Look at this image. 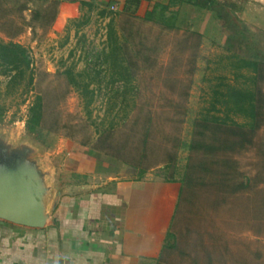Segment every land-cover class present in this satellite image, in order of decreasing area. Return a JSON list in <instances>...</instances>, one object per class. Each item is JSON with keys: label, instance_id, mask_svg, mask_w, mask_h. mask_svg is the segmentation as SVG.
<instances>
[{"label": "rangeland", "instance_id": "obj_1", "mask_svg": "<svg viewBox=\"0 0 264 264\" xmlns=\"http://www.w3.org/2000/svg\"><path fill=\"white\" fill-rule=\"evenodd\" d=\"M137 1L115 11L114 5L80 8L61 24L52 5L27 8L25 0H0V41L24 46L34 71L32 85L23 81L14 90L0 76V129L26 135L30 108L42 96L43 121L32 138L47 162L59 170L70 150L88 147L117 156L130 167L129 177H137L131 165L142 153L145 121L151 119L149 171L162 170L178 144L177 175L189 174L173 225L176 250L168 263L264 264V121L243 148L226 130L196 126L218 85L252 87L235 76L238 59L258 61L264 72L262 2L213 0L197 8L157 2L150 17L149 10L137 15ZM112 20L120 55L132 64L131 81L112 80L107 58ZM66 70L95 91L89 109ZM240 72L253 76L250 70ZM259 87L264 92V79ZM235 121L247 123L242 117ZM233 140L237 146L228 149ZM192 142L201 145L196 152L189 149ZM61 180L65 184L62 174Z\"/></svg>", "mask_w": 264, "mask_h": 264}, {"label": "crops", "instance_id": "obj_2", "mask_svg": "<svg viewBox=\"0 0 264 264\" xmlns=\"http://www.w3.org/2000/svg\"><path fill=\"white\" fill-rule=\"evenodd\" d=\"M170 1L138 0L141 7L137 15L152 11L157 2L169 5ZM130 2L25 0L27 8L36 3L56 7L61 24L63 17L80 8L103 10L114 5L110 9L115 11ZM261 2L258 13L264 12V0ZM59 172L68 187L94 188L82 195L63 197L44 228L0 220V264L168 263L176 250L169 244L168 234L182 190V178L177 173L171 176L164 166L160 171L129 177L130 167L124 162L88 147L70 150Z\"/></svg>", "mask_w": 264, "mask_h": 264}, {"label": "trees", "instance_id": "obj_3", "mask_svg": "<svg viewBox=\"0 0 264 264\" xmlns=\"http://www.w3.org/2000/svg\"><path fill=\"white\" fill-rule=\"evenodd\" d=\"M188 4L193 7H207L212 5L213 0H171L170 4ZM91 6V5H90ZM153 11V10H152ZM149 14L153 17V12ZM107 41L111 48L108 54L109 60H112L111 66L113 70L112 80L114 81H131L133 74L130 72L129 67L132 66L130 60H124L122 58L121 49L119 42V34L115 28L114 20L108 24V35ZM125 62L127 64H125ZM33 61L28 50L19 43L15 42H2L0 41V76L7 77V87L14 90L23 81H27V84L32 85L34 81V71L32 64ZM107 63V59H106ZM126 65V66H125ZM234 72L236 77L244 79L246 82L252 83V87H237L229 84H220L213 91L212 102L208 108L206 115L203 119L196 122V126L205 129L210 127L218 130H226L234 139H239V146L242 148L245 144L251 145L255 132L261 128L264 121V92L259 87V81L264 79L263 66L255 60L238 59L234 64ZM117 70V71H114ZM121 70V71H120ZM241 70H250L253 74L252 77H246L241 74ZM65 75L69 80V84L80 92L82 98L85 101V107L90 108L95 98V91L90 89V85L84 81L78 80L77 76H74L73 71L66 70ZM79 77V76H78ZM81 78V77H80ZM44 116V100L42 96H38L31 106L29 116L26 123V130L30 134H34L42 124ZM236 117L244 118L247 123L238 124L235 121ZM147 121L144 126L145 130L141 138L143 150L141 154H138L137 160L133 159L132 168L139 172L142 176L152 167L146 166L145 163L148 160L150 148H148L150 142V131L147 129ZM228 149L234 150L237 146L234 140L229 144ZM110 147V145H107ZM179 145H173L172 152L163 161L165 170L174 176L177 173V149ZM201 145L196 142H192L189 146L191 152L199 150ZM107 149V148H106ZM214 149V148H213ZM106 155V153H104ZM116 159L120 160L117 156ZM189 178L188 171L186 176L182 178V190L180 194V200L182 193L186 187L187 180ZM180 203V201H179ZM178 204V210H179ZM177 210V212H178ZM176 212V215H177ZM176 218V216H175ZM175 221V220H174ZM174 225V224H173ZM172 230L168 234V240H174L173 248H176V237Z\"/></svg>", "mask_w": 264, "mask_h": 264}, {"label": "water", "instance_id": "obj_4", "mask_svg": "<svg viewBox=\"0 0 264 264\" xmlns=\"http://www.w3.org/2000/svg\"><path fill=\"white\" fill-rule=\"evenodd\" d=\"M26 133L0 129V220L41 229L63 197L85 194L94 186L63 184L56 164L46 161L43 147Z\"/></svg>", "mask_w": 264, "mask_h": 264}, {"label": "built area", "instance_id": "obj_5", "mask_svg": "<svg viewBox=\"0 0 264 264\" xmlns=\"http://www.w3.org/2000/svg\"><path fill=\"white\" fill-rule=\"evenodd\" d=\"M113 10H114V8H113Z\"/></svg>", "mask_w": 264, "mask_h": 264}]
</instances>
